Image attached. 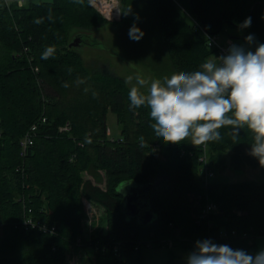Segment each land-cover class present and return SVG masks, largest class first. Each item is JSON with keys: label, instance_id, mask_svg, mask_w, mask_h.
I'll use <instances>...</instances> for the list:
<instances>
[{"label": "trees", "instance_id": "16d2710c", "mask_svg": "<svg viewBox=\"0 0 264 264\" xmlns=\"http://www.w3.org/2000/svg\"><path fill=\"white\" fill-rule=\"evenodd\" d=\"M149 1L177 73L200 70L218 53L209 36L228 27L238 29L242 38L253 35L252 51L264 43V0ZM249 17L251 25L242 27ZM105 22L90 0L0 6V264H69L72 250L89 246L94 264H144L146 247L135 249L141 241L173 238L174 247L188 256L210 234L218 245L256 254V240L264 236V178L216 182L203 174L208 164L214 171L227 165L260 167L264 176V167L250 154L252 134L245 128L233 139L231 128L222 127L219 141L200 145L158 138L149 108L130 109L126 82L114 74L89 72L78 48L70 47L73 29L92 31ZM49 48L52 54L42 58ZM88 98L103 104L88 114L81 107ZM107 101L122 125L118 140L108 135ZM37 122L35 143L23 157L20 142ZM67 124L69 129L62 130ZM156 140L165 159L155 155ZM85 172L94 180L85 179ZM126 181L151 185L155 221L128 218L118 191ZM200 194H208L220 211L197 223L191 196ZM84 199L106 208L107 231L91 240L85 237ZM29 208L35 220L54 225L55 232L18 226ZM221 229L239 235L220 238ZM175 258L172 254L165 264H187Z\"/></svg>", "mask_w": 264, "mask_h": 264}, {"label": "clouds", "instance_id": "9594fccd", "mask_svg": "<svg viewBox=\"0 0 264 264\" xmlns=\"http://www.w3.org/2000/svg\"><path fill=\"white\" fill-rule=\"evenodd\" d=\"M250 25L249 17L242 27ZM142 35L135 24L129 30L133 40ZM245 41L253 43V35ZM52 52L47 49L42 58L47 59ZM199 69L162 80L129 76L128 83L135 80L128 93L130 109L147 106L155 135L171 144L188 139L195 145L219 141L222 127H230L236 139L247 128L253 139L250 154L264 167V43L255 51L232 44L225 55H212ZM145 87L147 94L141 91ZM187 264H264V250L253 255L205 240L197 242Z\"/></svg>", "mask_w": 264, "mask_h": 264}, {"label": "rangeland", "instance_id": "374dc122", "mask_svg": "<svg viewBox=\"0 0 264 264\" xmlns=\"http://www.w3.org/2000/svg\"><path fill=\"white\" fill-rule=\"evenodd\" d=\"M10 1L12 2V0ZM24 2L28 3L29 0H24ZM121 8L122 19L120 21L112 22L107 20L108 22L103 23L100 27L92 31L78 28L73 29L72 37L79 36L77 32H87L84 45L77 50L87 70L91 73L117 75L126 82L129 88L135 84L134 79L131 83L127 82L129 76L135 77L139 74L146 80L151 81L153 79L162 80L165 76L170 78L172 74L177 73L163 42L150 1L122 0ZM134 24L143 33L139 40H133L129 37V30ZM231 34L240 35L241 33L236 28L228 27L218 35V38L220 41L225 42ZM236 45H241L246 50L252 51L251 44L246 43L245 38L236 40ZM214 56H217V54ZM141 91L147 94V87L142 88ZM86 101L89 103L84 102L81 107L88 114L93 112L96 105L103 104L96 101L91 103L89 98ZM108 101L106 102L108 135L112 140H118L123 137L122 125L119 122L118 115L107 104ZM158 141L156 140L155 142L158 143ZM160 148L161 145L155 146V155L159 159H165ZM227 157L228 161L229 154ZM104 174L105 172L103 171L105 180L106 176ZM83 175L85 179L94 180L93 176L86 172ZM263 178L264 176L260 167L236 169L227 165L225 168L216 167L215 176L211 180L216 182H240L247 179L263 180ZM101 187L105 189L106 183H102ZM84 207L86 210V217L83 219L86 233L85 237L87 240H91V237L97 232L107 231L106 208L98 202L94 203L88 199H84ZM2 235L3 229L0 225V240ZM172 254H175L176 261L187 263V254L179 245H176L173 248H146L143 254L144 264H165L171 259ZM94 258V250L89 246L77 248L76 253L74 256H71V261H69L71 264L75 262H80V264H93Z\"/></svg>", "mask_w": 264, "mask_h": 264}, {"label": "built area", "instance_id": "2783aa9c", "mask_svg": "<svg viewBox=\"0 0 264 264\" xmlns=\"http://www.w3.org/2000/svg\"><path fill=\"white\" fill-rule=\"evenodd\" d=\"M92 5L108 20L112 22L120 21L122 19V0H90ZM196 25H200L198 22H196ZM210 45L213 47H216L218 50L217 56H222L227 53L228 48L232 44H236V41L234 39L228 38L225 42H222L219 40L218 35L209 36ZM46 118L42 119V122H45ZM39 127V122L33 124L31 128L27 131L25 136L22 138L20 144H21V156L25 157L28 153L29 148L35 143V138L37 136V130ZM62 130H68L69 124L61 128ZM157 147V144L155 145ZM159 146V145H158ZM207 156V155H206ZM206 156L202 158L203 161L206 160ZM203 174L205 179L208 181L210 178L215 176V171L210 168L208 164L205 165V168L203 170ZM191 198L193 200H196L195 202V210H194V218L197 223H201L203 220H210L212 216L216 215L220 211V206L214 202L208 194L205 196L200 194L199 196L192 195ZM90 205V204H89ZM91 207V205H90ZM93 207V206H92ZM18 226L22 227L24 230H31L32 228H39L40 230L47 232V233H54L56 228L54 225H49L46 222L37 221L32 216V209L29 208V214L25 217L22 223L18 224ZM172 227H174L173 224H171ZM213 226V224H211ZM237 230L228 231L226 229H221L219 231V237L220 238H229V237H235L238 236ZM248 234L245 233L243 237H247ZM207 241H211L214 244L218 243L216 242V236L214 234H210ZM78 244L81 243V239H78ZM157 244H161V247H169L173 248L175 246V241L173 238H163L159 239L158 241L148 239L145 241L139 242L135 249L139 250L141 246H145L146 248L150 247H156ZM121 243L118 242L115 244L114 248L115 251L119 250Z\"/></svg>", "mask_w": 264, "mask_h": 264}, {"label": "water", "instance_id": "95a60500", "mask_svg": "<svg viewBox=\"0 0 264 264\" xmlns=\"http://www.w3.org/2000/svg\"><path fill=\"white\" fill-rule=\"evenodd\" d=\"M243 36L232 35L231 39L238 40ZM84 40L79 36L75 37L70 43V47L79 48ZM150 184L139 185L134 182H123L118 191L123 195V209L128 218H136L142 224H150L156 220L157 214L151 207Z\"/></svg>", "mask_w": 264, "mask_h": 264}, {"label": "crops", "instance_id": "0c3cea01", "mask_svg": "<svg viewBox=\"0 0 264 264\" xmlns=\"http://www.w3.org/2000/svg\"><path fill=\"white\" fill-rule=\"evenodd\" d=\"M32 0H29V2H31ZM28 2V3H29ZM8 4V5H12V4H15V5H19V6H22V5H26V4H28V3H26V2H24V0H22V1H20V0H12V2L10 1V0H0V6H3L4 4ZM232 35H235V34H231V35H229L228 36V38H231V36ZM86 36H87V34H86ZM84 39V41H86V39L85 38H83ZM84 45V43H82V45L81 46H83ZM80 46V47H81ZM111 139V138H110ZM112 140V139H111ZM85 235H86V233H85ZM256 245H257V249H258V251H261V250H264V236H260V237H258L257 238V240H256ZM76 251H77V249H74V250H72V252L69 254V260L71 261V256H74V254L76 253ZM94 260V259H93ZM69 261V264H71V262ZM80 261V260H79ZM74 264H80V262L78 263H74ZM94 264V263H93Z\"/></svg>", "mask_w": 264, "mask_h": 264}, {"label": "flooded vegetation", "instance_id": "af4514ba", "mask_svg": "<svg viewBox=\"0 0 264 264\" xmlns=\"http://www.w3.org/2000/svg\"><path fill=\"white\" fill-rule=\"evenodd\" d=\"M79 38H80L81 40H84L83 38H85V36H79Z\"/></svg>", "mask_w": 264, "mask_h": 264}]
</instances>
